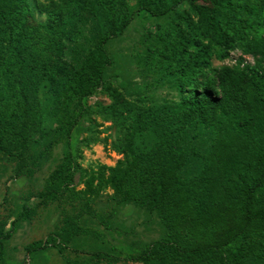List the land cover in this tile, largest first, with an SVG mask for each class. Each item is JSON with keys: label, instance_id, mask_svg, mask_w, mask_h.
<instances>
[{"label": "trees", "instance_id": "16d2710c", "mask_svg": "<svg viewBox=\"0 0 264 264\" xmlns=\"http://www.w3.org/2000/svg\"><path fill=\"white\" fill-rule=\"evenodd\" d=\"M186 4L195 18L177 17L191 28L176 23L173 39L160 51L170 62L179 100L158 111L147 108L150 113L136 108L146 117L135 130L154 132V141L137 148L130 135L114 165L87 170L67 140L38 196L40 202L63 197L82 176L86 201L109 187L118 202L155 211L165 236L129 261L264 264V0H137L135 10L127 0H0V150L18 160L15 175L24 174L32 135L42 123L38 92L50 91L60 104L80 109L61 121L69 135L90 96L114 98L104 80L112 64L109 40L125 31L136 12L169 17ZM87 20L96 30L91 48H74L73 59H62L72 49L67 41ZM234 49L241 51L234 65L211 67L213 55L226 58ZM197 126L212 130L208 150L191 141L190 128ZM88 210L108 227L111 213ZM30 213L23 205L11 227L0 230V260L15 222ZM58 242L47 237L26 249L52 246L60 252Z\"/></svg>", "mask_w": 264, "mask_h": 264}, {"label": "rangeland", "instance_id": "374dc122", "mask_svg": "<svg viewBox=\"0 0 264 264\" xmlns=\"http://www.w3.org/2000/svg\"><path fill=\"white\" fill-rule=\"evenodd\" d=\"M127 1L135 10L137 0ZM176 12L169 17L136 12L125 31L109 40L112 64L104 80L114 89V98L101 92L90 96L86 111L69 135L61 121L66 113H78L80 109L60 104L50 91L38 92L42 123L32 135L24 174L16 176L18 160L0 150V230L5 232L11 227L23 205L31 209L30 216L15 222L14 231L4 242L0 264H142L126 257L165 236L166 228L155 211L132 201L118 202L109 187L86 201V195L80 192L82 176L76 177L74 190L63 197L40 202L38 195L50 172L62 161L67 140L71 141L77 161L87 170L99 164L114 165L123 157L119 147L130 135H134L137 148L154 141V132L135 130L137 121L146 117H139L136 108L142 106L150 113L149 110L158 111L179 100L170 62L160 51L164 41L173 39L176 23L184 29L191 28L180 22L178 13L195 16L187 4ZM95 33L92 22L85 21L67 41L72 49L66 50L62 59H73L74 48L80 52L90 49ZM240 55L239 49L231 50L222 59L213 55L211 67L234 65ZM242 56L245 61H253L249 55ZM190 136L202 150H208L213 140L210 127L190 128ZM90 207L107 216L111 213L106 218L107 228L85 214ZM80 226L87 231L80 230ZM64 235L68 236L66 243L61 240ZM47 237L59 241L60 252L52 246L27 251L30 243Z\"/></svg>", "mask_w": 264, "mask_h": 264}]
</instances>
